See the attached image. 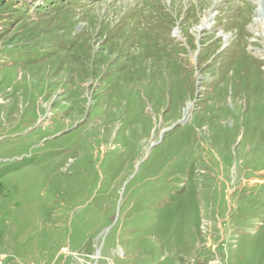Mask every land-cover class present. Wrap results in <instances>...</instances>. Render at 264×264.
I'll use <instances>...</instances> for the list:
<instances>
[{"label": "rangeland", "instance_id": "rangeland-1", "mask_svg": "<svg viewBox=\"0 0 264 264\" xmlns=\"http://www.w3.org/2000/svg\"><path fill=\"white\" fill-rule=\"evenodd\" d=\"M216 4L0 0V264H264L260 2Z\"/></svg>", "mask_w": 264, "mask_h": 264}, {"label": "bare ground", "instance_id": "bare-ground-1", "mask_svg": "<svg viewBox=\"0 0 264 264\" xmlns=\"http://www.w3.org/2000/svg\"><path fill=\"white\" fill-rule=\"evenodd\" d=\"M222 0H217V4L216 5H219V3L221 2ZM257 1V0H256ZM259 2H260V10L259 11H257V13H258V18L256 19V23L260 26V28L261 29H263V31H264V0H258ZM200 3V2H199ZM229 4V3H228ZM220 6V5H219ZM230 6V5H229ZM191 11V10H190ZM189 14V13H188ZM187 15V14H186ZM207 17H206V19H205V23L203 24V25H200L199 27H197V29H196V31H197V34H199L201 31L200 30H204V29H206L207 30V28H209V26H208V22H210V20L213 18V14H211L210 12H207ZM132 16V15H131ZM130 16V17H131ZM188 16V15H187ZM257 16V15H256ZM221 18V17H220ZM67 19V18H66ZM226 19V18H225ZM51 20V19H50ZM127 20V19H126ZM189 20V19H188ZM48 21V20H47ZM46 21V22H47ZM207 21V22H206ZM232 21H233V23H232ZM230 23H232V24H234V21H235V19L234 20H232ZM124 22V21H123ZM135 22V21H134ZM193 22V21H192ZM129 23V22H128ZM147 23V22H146ZM228 23V22H227ZM243 23V22H242ZM44 24V23H43ZM193 25V24H192ZM228 25V24H227ZM230 25V24H229ZM112 26V25H111ZM236 26H237V24H236ZM239 26H241V23H240V25ZM239 26H238V28H239ZM243 26V25H242ZM72 27V26H71ZM167 27V26H166ZM258 27V26H257ZM30 28V27H29ZM111 28V27H110ZM135 28V27H134ZM237 28V29H238ZM75 29V28H74ZM119 29V28H118ZM128 29H133V28H130V26H129V28ZM137 29V28H136ZM181 29V28H180ZM223 29V28H222ZM242 29V27H240V30ZM109 30V29H108ZM111 30V29H110ZM109 30V31H110ZM134 30V29H133ZM214 30V29H213ZM48 31V30H47ZM75 31V30H74ZM125 31V30H124ZM128 31V30H127ZM157 31V30H156ZM167 31V30H166ZM243 31V30H242ZM241 31V32H242ZM120 32H121V30H120ZM123 32V31H122ZM121 32V33H122ZM126 32V31H125ZM131 32V31H130ZM133 32V31H132ZM37 33V32H36ZM58 33V32H57ZM115 33V32H114ZM124 33V32H123ZM244 33H245V31H244ZM263 33V35H264V32H262ZM41 34V33H40ZM111 34V33H110ZM117 34H118V32H117ZM125 34V33H124ZM128 34V33H127ZM133 34V33H132ZM242 34V33H241ZM130 35V34H129ZM136 35V34H135ZM184 35V34H183ZM120 36V35H119ZM118 36V37H119ZM123 35H121V38H124V37H122ZM245 36H246V34H245ZM32 37V36H31ZM129 38H130V36H128ZM127 37V38H128ZM133 37V36H132ZM135 37V36H134ZM145 37V36H144ZM242 37V35H238L237 34V36H236V38L233 40H231L230 39V42H229V44L228 45H226V46H228L229 47V51H230V49H237V47H238V40H237V38L238 39H240ZM210 38V37H209ZM243 38H245V37H243ZM34 39V38H33ZM125 39V38H124ZM131 39H133V38H131ZM42 40V39H41ZM125 41V40H124ZM229 41V40H228ZM129 42V41H128ZM142 42V41H141ZM244 43V42H243ZM120 44H121V42H120ZM119 44V45H120ZM128 44V43H127ZM130 44V43H129ZM133 44V43H132ZM131 45V44H130ZM234 45H236L237 47L235 48V46ZM240 45V44H239ZM135 46V45H134ZM241 46V45H240ZM139 47V46H138ZM90 48V47H89ZM136 48V47H135ZM239 48H241V47H239ZM114 49V48H113ZM120 49V48H119ZM174 49H176L175 48V46H174ZM118 50V49H117ZM240 52H241V50H240ZM245 52H247V51H245ZM134 53V52H133ZM235 53V52H234ZM230 54H232V53H230ZM230 54H229V56H230ZM255 56H257V60L258 61H262V59H264V49L262 50V52H261V50L260 51H258V52H255ZM92 55V54H91ZM88 56H89V54H88ZM224 56V58H226L228 55H227V53L226 54H224L223 55ZM228 56V57H229ZM250 56V55H249ZM254 56V57H255ZM259 56H261V59L259 58ZM91 57V56H90ZM246 57V56H245ZM248 58V57H247ZM252 59V58H251ZM250 59V60H251ZM222 60H224V59H222ZM249 60V59H248ZM249 60V61H250ZM202 61V60H201ZM240 61H241V59H240ZM246 62V61H245ZM248 62V61H247ZM251 62H253V64L254 63H256V62H254L253 60H251ZM205 63V62H204ZM221 63V62H220ZM224 63V62H223ZM222 64V63H221ZM221 64L219 65V66H221ZM247 63H245V65H246ZM251 64V63H250ZM249 65V64H248ZM255 65V64H254ZM231 66V65H230ZM229 66V67H230ZM244 66V65H243ZM247 66V65H246ZM250 66V65H249ZM227 67H228V64H226V63H224V66L223 67H220V68H222L221 69V73H222V76H223V74H225V72H226V70H227ZM248 67V66H247ZM250 67H253V66H250ZM249 67V68H250ZM255 67V66H254ZM253 67V68H254ZM219 68V69H220ZM239 68V67H238ZM233 69V68H232ZM241 69V68H240ZM247 69V68H246ZM251 69V68H250ZM235 70V69H234ZM238 70V69H237ZM242 70V72L241 73H243V76L242 77H244V76H246V70H244V69H241ZM117 71V70H116ZM253 71V70H252ZM240 72V71H239ZM228 75V74H227ZM235 75V74H234ZM248 76H249V74H248ZM221 78V77H220ZM225 78V77H224ZM250 78V77H249ZM228 79H229V77H228ZM243 79V78H242ZM247 79V78H246ZM255 79V78H254ZM262 80V79H261ZM241 81H245V79L244 80H241ZM260 81V80H259ZM247 83V82H246ZM242 84H244V83H242ZM252 84V83H251ZM241 85V84H240ZM250 86V85H249ZM246 87H248V86H246ZM241 88V87H240ZM242 90V89H241ZM240 90V91H241ZM251 90H252V88H251ZM247 91V90H246ZM245 91V92H246ZM262 91V90H261ZM253 94V93H252ZM247 95V94H246ZM241 96H243V95H241ZM245 96V95H244ZM260 96V95H259ZM243 104V103H242Z\"/></svg>", "mask_w": 264, "mask_h": 264}]
</instances>
